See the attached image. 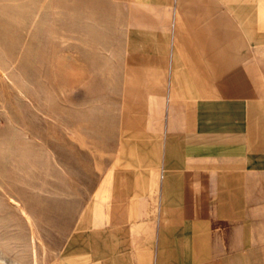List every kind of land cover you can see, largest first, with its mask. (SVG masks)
Returning a JSON list of instances; mask_svg holds the SVG:
<instances>
[{
    "label": "crops",
    "instance_id": "crops-1",
    "mask_svg": "<svg viewBox=\"0 0 264 264\" xmlns=\"http://www.w3.org/2000/svg\"><path fill=\"white\" fill-rule=\"evenodd\" d=\"M118 1L155 27L129 49L157 83L66 264H264V0Z\"/></svg>",
    "mask_w": 264,
    "mask_h": 264
},
{
    "label": "rangeland",
    "instance_id": "rangeland-1",
    "mask_svg": "<svg viewBox=\"0 0 264 264\" xmlns=\"http://www.w3.org/2000/svg\"><path fill=\"white\" fill-rule=\"evenodd\" d=\"M124 12L118 0H0V264H66L105 169L139 164L145 131L129 126L146 121L157 82L140 78L157 73L130 64L129 40L155 27H126Z\"/></svg>",
    "mask_w": 264,
    "mask_h": 264
},
{
    "label": "bare ground",
    "instance_id": "bare-ground-1",
    "mask_svg": "<svg viewBox=\"0 0 264 264\" xmlns=\"http://www.w3.org/2000/svg\"><path fill=\"white\" fill-rule=\"evenodd\" d=\"M23 209H24V208H23ZM24 212H25V210H24ZM25 214L27 215L28 213L25 212Z\"/></svg>",
    "mask_w": 264,
    "mask_h": 264
}]
</instances>
